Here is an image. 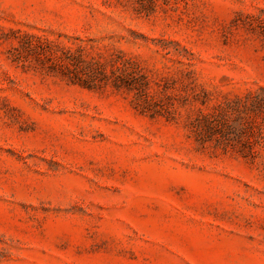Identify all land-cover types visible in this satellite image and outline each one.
Wrapping results in <instances>:
<instances>
[{"label":"rangeland","instance_id":"1","mask_svg":"<svg viewBox=\"0 0 264 264\" xmlns=\"http://www.w3.org/2000/svg\"><path fill=\"white\" fill-rule=\"evenodd\" d=\"M55 55L124 67L174 120ZM256 98L264 0H0V264H264ZM198 109L232 129L198 143Z\"/></svg>","mask_w":264,"mask_h":264},{"label":"trees","instance_id":"2","mask_svg":"<svg viewBox=\"0 0 264 264\" xmlns=\"http://www.w3.org/2000/svg\"><path fill=\"white\" fill-rule=\"evenodd\" d=\"M43 56L48 59L49 55L45 51H42ZM56 62L58 63V67L60 69H66V73L62 71L64 76H67L73 84L80 85L84 88L95 90L102 85H111L117 91H121L123 89L132 90V87L136 88L139 92V97L136 100L135 108L141 113H151V116H164L166 113L169 117H167L168 121L174 120L172 117L173 111L169 107H165L161 105L155 95H150L147 92V81H141L139 79H132V75H129L126 69L122 66H115L110 74H108L105 70L104 65L100 63H92V62H84L79 61V58L72 59L71 57L63 58L59 55L54 56ZM133 83V85H132ZM204 99H202L200 94L193 95V99L195 102H200L201 104H205L209 98L210 94L203 92ZM253 98L251 94H248L245 100L240 99L242 103H244L243 107L246 110L245 113V125L246 132H248V137L252 138V133L255 129L259 127L255 125V114L248 109L250 107L249 101ZM184 103H192V97L189 99L188 95H184L182 97ZM252 105H258L259 107L264 106V101L255 99L252 100ZM248 109V110H247ZM228 111L222 109L220 112L215 113H207L202 109H198V115L195 119H193L190 123L191 132L196 138V141L200 144H205L207 141L211 140L217 134L214 133V129L219 132L221 138L225 137L226 131H230L233 127L232 124L229 123ZM260 130V128H259ZM248 139V141L250 140ZM255 153L253 151H249L247 153H242L243 157L249 158L253 157Z\"/></svg>","mask_w":264,"mask_h":264}]
</instances>
